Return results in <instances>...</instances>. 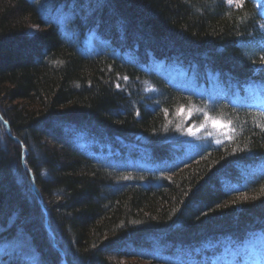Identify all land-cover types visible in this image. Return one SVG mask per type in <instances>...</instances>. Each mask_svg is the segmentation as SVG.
I'll use <instances>...</instances> for the list:
<instances>
[{
	"label": "trees",
	"instance_id": "obj_1",
	"mask_svg": "<svg viewBox=\"0 0 264 264\" xmlns=\"http://www.w3.org/2000/svg\"><path fill=\"white\" fill-rule=\"evenodd\" d=\"M261 57L264 0H0V264H217L264 232Z\"/></svg>",
	"mask_w": 264,
	"mask_h": 264
},
{
	"label": "rangeland",
	"instance_id": "obj_2",
	"mask_svg": "<svg viewBox=\"0 0 264 264\" xmlns=\"http://www.w3.org/2000/svg\"><path fill=\"white\" fill-rule=\"evenodd\" d=\"M245 0H235L232 4L233 6H241ZM31 32L41 29L39 24L34 25L30 28ZM92 42V41H91ZM259 68H264V64H261ZM174 72V71H173ZM172 79L179 85H182L188 91H194L197 93H203L204 91H199L200 87H194L190 83L185 81V77L181 72H176ZM178 86V85H176ZM183 88V89H184ZM216 88V87H215ZM212 95L217 92V89H213ZM264 102V98L262 99ZM195 110L183 111L186 113V116L194 112ZM222 125H227V127H222ZM195 132V135H189L190 137H207L214 141H220L227 138L230 135V127L227 123L224 122L223 118L220 117H205L197 124L190 126L189 130ZM187 132V133H188ZM225 243V242H224ZM217 242H214L212 245H217ZM208 246V245H207ZM205 246V247H207ZM222 250L215 255H212L211 260L217 262V264L222 263H237V264H264V234L257 232L253 234L248 240L244 242L243 245L238 247H231L227 243L222 246ZM201 248L196 249V253L200 251ZM192 254V253H190ZM195 254V253H194ZM64 263V261H63Z\"/></svg>",
	"mask_w": 264,
	"mask_h": 264
},
{
	"label": "snow or ice",
	"instance_id": "obj_3",
	"mask_svg": "<svg viewBox=\"0 0 264 264\" xmlns=\"http://www.w3.org/2000/svg\"><path fill=\"white\" fill-rule=\"evenodd\" d=\"M235 2V0H227V3L229 5H232ZM242 6V5H241ZM261 63L264 64V57H261ZM255 71V70H254ZM261 71H264V69H261ZM124 79H127L126 77ZM116 87H120L119 84H116ZM5 124L7 123L6 121L4 122ZM222 127H227V125H222ZM189 135H195L196 133L193 132L191 129L188 132Z\"/></svg>",
	"mask_w": 264,
	"mask_h": 264
},
{
	"label": "water",
	"instance_id": "obj_4",
	"mask_svg": "<svg viewBox=\"0 0 264 264\" xmlns=\"http://www.w3.org/2000/svg\"><path fill=\"white\" fill-rule=\"evenodd\" d=\"M65 262V261H64Z\"/></svg>",
	"mask_w": 264,
	"mask_h": 264
}]
</instances>
